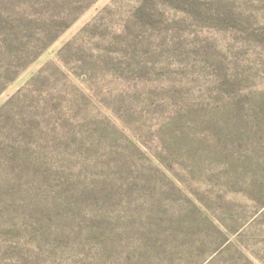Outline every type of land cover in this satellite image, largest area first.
<instances>
[{
	"label": "rangeland",
	"instance_id": "rangeland-1",
	"mask_svg": "<svg viewBox=\"0 0 264 264\" xmlns=\"http://www.w3.org/2000/svg\"><path fill=\"white\" fill-rule=\"evenodd\" d=\"M0 264H264V0H0Z\"/></svg>",
	"mask_w": 264,
	"mask_h": 264
}]
</instances>
